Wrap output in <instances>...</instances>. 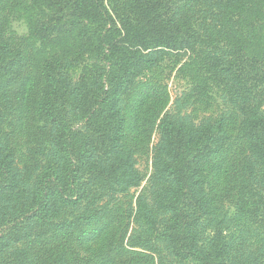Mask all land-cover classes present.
<instances>
[{"label": "rangeland", "instance_id": "374dc122", "mask_svg": "<svg viewBox=\"0 0 264 264\" xmlns=\"http://www.w3.org/2000/svg\"><path fill=\"white\" fill-rule=\"evenodd\" d=\"M228 1L188 0L176 9L196 34L195 44L181 50H155L153 61L137 68L120 96L124 137L113 157L127 156L138 181L126 186L106 182L92 185L88 198L74 210V214L86 212L88 222L77 230L64 224L52 225L53 236L71 233L67 240L54 241L47 226L42 225L39 235H34L33 230L30 237L19 241L8 238L5 250L16 248L32 256L39 253L45 255L44 262L57 264L58 251L47 250L55 242L56 247L61 244L59 250L68 245L76 253L72 256L78 254V260L66 255V264H199L175 256L169 243L154 230V224L161 228L169 217L160 204L173 190L171 178L164 171L167 156L159 128L161 120L169 116L192 128L217 127L218 120L223 122L222 129L215 132L222 147L214 162L216 172L201 185L207 209L196 227L199 246L207 249L214 228L221 226L231 257L264 264L263 209L240 210L235 196L227 192L239 173L236 167L244 165V157L249 164L254 161L261 167L243 137L239 94L225 68L230 59L225 41L237 42L238 38L223 20L230 9ZM52 14L48 6L32 0H0L1 45L6 46L5 56L0 57V142L3 154L19 173L21 192L30 189L39 171L53 164L58 156L50 145L53 134L41 127L39 107L46 90L44 63L58 57L71 85H77L83 65L95 61L87 52L82 59L75 57V51H82V46L74 31H48ZM262 26L261 21L255 28L260 37L243 50L248 52V59H262ZM253 174L259 175V168ZM245 175L241 177L247 178ZM67 220L70 222L71 217L67 216Z\"/></svg>", "mask_w": 264, "mask_h": 264}, {"label": "trees", "instance_id": "16d2710c", "mask_svg": "<svg viewBox=\"0 0 264 264\" xmlns=\"http://www.w3.org/2000/svg\"><path fill=\"white\" fill-rule=\"evenodd\" d=\"M32 1L52 10L48 31H74L82 46V51H75L76 58L82 59L87 52L95 61L83 65L77 85H71L58 57L44 63L46 90L39 107L41 127L53 134L50 145L58 156L53 164L48 163L39 171L27 191H20L19 173L3 154L0 142V264H53L44 262L45 255L39 253L32 256L16 248L5 250L6 240L28 238L33 230L34 235H39L42 225L47 226L50 235L52 225L80 229L90 216L86 212L74 214V210L88 198L92 185L106 182L110 186H126L138 181L127 156L113 157L124 137L120 96L137 68L153 61L155 50L191 48L197 39L187 21L175 12L188 0ZM228 4L230 9L223 20L238 38L237 42L225 41L230 55L225 68L239 94L243 137L249 153L261 167L254 161L249 164L244 157V165L236 167L239 173L227 192L235 196L240 210L262 208L264 212V53L262 59H248V52L243 51L260 37L255 28L261 21L264 27V0H229ZM1 42L0 29V57H4L6 46ZM77 120L79 124L75 123ZM222 125V120H218L217 127L192 128L169 116L161 120V146L167 156L164 171L171 178L173 190L160 204L169 217L163 220L161 228L154 224V230L179 258L193 259L199 264H249L244 257L230 256L223 227L214 228L207 249L199 246L196 231L207 209L201 185L216 172L214 162L222 147L215 132ZM255 168L260 170L257 176L253 174ZM245 174L247 178L241 177ZM67 216L71 217L70 222ZM55 219L57 223H53ZM70 235L52 238L58 241ZM60 245L56 247L54 242L47 249L52 253L58 251L57 264H66V255H70V260H78V254L72 256L76 253L70 246L61 252Z\"/></svg>", "mask_w": 264, "mask_h": 264}]
</instances>
